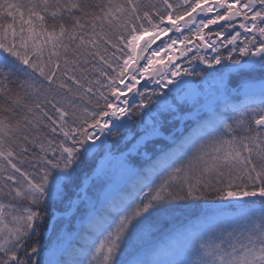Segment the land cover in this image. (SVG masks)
I'll return each instance as SVG.
<instances>
[{
  "label": "snow or ice",
  "instance_id": "1",
  "mask_svg": "<svg viewBox=\"0 0 264 264\" xmlns=\"http://www.w3.org/2000/svg\"><path fill=\"white\" fill-rule=\"evenodd\" d=\"M0 264H264V0H0Z\"/></svg>",
  "mask_w": 264,
  "mask_h": 264
},
{
  "label": "trees",
  "instance_id": "2",
  "mask_svg": "<svg viewBox=\"0 0 264 264\" xmlns=\"http://www.w3.org/2000/svg\"><path fill=\"white\" fill-rule=\"evenodd\" d=\"M203 202H198L196 207H193L191 209H185L178 207L174 213L175 216V223L176 224H186V223H195V218L200 216L202 214V209L199 207V204H202ZM57 212H62L63 207L58 205L56 208ZM51 212V209H50ZM165 227H167V223L165 224Z\"/></svg>",
  "mask_w": 264,
  "mask_h": 264
},
{
  "label": "bare ground",
  "instance_id": "3",
  "mask_svg": "<svg viewBox=\"0 0 264 264\" xmlns=\"http://www.w3.org/2000/svg\"><path fill=\"white\" fill-rule=\"evenodd\" d=\"M171 35V34H170ZM168 37H162V39L161 40H159V41H157V44H160V43H162L163 42V40H166ZM146 39H147V37H146ZM143 41L141 42V46H143ZM157 45H153V48H155ZM149 51H151V49L149 50ZM141 63H143V61H141Z\"/></svg>",
  "mask_w": 264,
  "mask_h": 264
},
{
  "label": "rangeland",
  "instance_id": "4",
  "mask_svg": "<svg viewBox=\"0 0 264 264\" xmlns=\"http://www.w3.org/2000/svg\"><path fill=\"white\" fill-rule=\"evenodd\" d=\"M213 27H218V25H215V26H213ZM233 31H235V30H233ZM168 226V225H167Z\"/></svg>",
  "mask_w": 264,
  "mask_h": 264
},
{
  "label": "flooded vegetation",
  "instance_id": "5",
  "mask_svg": "<svg viewBox=\"0 0 264 264\" xmlns=\"http://www.w3.org/2000/svg\"><path fill=\"white\" fill-rule=\"evenodd\" d=\"M218 27H219V25H218ZM218 27H217V28H218Z\"/></svg>",
  "mask_w": 264,
  "mask_h": 264
},
{
  "label": "water",
  "instance_id": "6",
  "mask_svg": "<svg viewBox=\"0 0 264 264\" xmlns=\"http://www.w3.org/2000/svg\"><path fill=\"white\" fill-rule=\"evenodd\" d=\"M142 86V85H141Z\"/></svg>",
  "mask_w": 264,
  "mask_h": 264
}]
</instances>
